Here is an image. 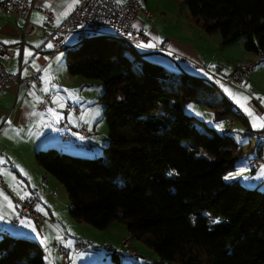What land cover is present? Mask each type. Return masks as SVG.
<instances>
[{
    "label": "trees",
    "instance_id": "1",
    "mask_svg": "<svg viewBox=\"0 0 264 264\" xmlns=\"http://www.w3.org/2000/svg\"><path fill=\"white\" fill-rule=\"evenodd\" d=\"M176 1L221 45L243 38L245 51L264 61V0ZM139 49L102 33L66 51L70 75L103 84L109 141L97 157L38 151L37 164L64 184L72 219L101 230L119 221L161 261L264 264V191L223 180L247 151L185 111L196 102L214 120L233 121L232 103L206 97L218 90L214 76L166 70ZM0 264H45L43 250L27 237H4Z\"/></svg>",
    "mask_w": 264,
    "mask_h": 264
},
{
    "label": "crops",
    "instance_id": "2",
    "mask_svg": "<svg viewBox=\"0 0 264 264\" xmlns=\"http://www.w3.org/2000/svg\"><path fill=\"white\" fill-rule=\"evenodd\" d=\"M116 1L124 3L126 0ZM142 3L151 12L150 18L139 13L135 21L136 27L147 30L149 39L144 45L167 40L168 47L163 52L155 51L154 47L140 49L153 53L150 57L157 58L156 61L160 64H167L175 71L185 69L211 75L215 69L225 70L228 74L236 60H252L255 61V66L244 82L259 73L264 76V65L257 66L258 61L263 64L264 61L259 60L257 54L244 51L243 55L234 57L224 53L218 56L222 48L220 37L206 36L188 17L184 19L179 13L182 3L176 0H142ZM76 6L77 0H34L35 8L30 20L34 24L45 25L47 20L43 11H50L53 13V24L60 25ZM22 25V20H17L12 13L0 10V44L8 50L7 72L14 76L5 83L0 94V174L5 185L0 188V215L4 216L0 220V239L27 237L35 240L43 250L45 264H93L91 262L97 260V257L74 254L75 240L79 239L76 236L82 233L77 228L76 221L70 217V200L64 184L46 172L35 159L38 151L47 149L80 157H97L104 152L107 139L101 138L103 145L97 147L96 142L101 144L100 139L93 137L88 130L90 115H86V110L83 109L85 97L79 94L84 80H76L67 70L66 51L76 47L84 38H80L76 32L69 33L59 47L53 38L39 30L27 37L22 44ZM103 33L113 34L107 30ZM56 47L57 54L51 58L50 54ZM62 50H65L63 57L58 54ZM163 57L166 59L161 60ZM223 58L230 63L229 66H226L228 63ZM31 69L40 72L38 84H26L22 81ZM101 85L102 92L103 84ZM46 96L49 99L43 105ZM257 96H252L246 103L260 116H264L261 104L264 100V86ZM75 99H80V103L76 104ZM68 103L78 107L79 111L67 112L65 108ZM233 104L238 106L237 103ZM238 108L242 114L239 106ZM243 121L251 128L250 121ZM62 122L68 125L67 129L60 126ZM82 128H86V134L82 132ZM65 135L70 137L66 138ZM89 143H92V147H88ZM252 151L255 152V147H252ZM263 155L262 147L258 148L256 157L247 156L246 153L235 167L236 172L243 168L245 174L228 180H237L246 186L258 185L264 191V176L258 175L264 163L259 166L254 163ZM17 196H37L39 203L36 210L43 216V221L38 223L27 215H20L16 209ZM122 227L124 230L120 227L119 231H115L114 224L108 228L115 235L110 236L114 238V242H109L114 248L111 253L116 254L120 263L147 264L141 260V248L136 243L139 240L130 236L124 225ZM128 236V245L134 250L133 254L122 243ZM91 243L94 244L93 241ZM60 248L66 251H61ZM111 262L115 261L112 259ZM157 264H162L160 259Z\"/></svg>",
    "mask_w": 264,
    "mask_h": 264
},
{
    "label": "built area",
    "instance_id": "3",
    "mask_svg": "<svg viewBox=\"0 0 264 264\" xmlns=\"http://www.w3.org/2000/svg\"><path fill=\"white\" fill-rule=\"evenodd\" d=\"M34 0H0V10L12 13L17 20H22L23 25L22 31V44L25 43L27 37L41 30L47 37L53 38L58 46H62L66 36L69 33L76 32L80 38H86L94 34H102L104 31H111L115 36L131 44L134 48H142L145 42L149 39L147 30L144 27H136L135 21L139 13L151 17V12L144 7L142 0H126L124 3H119L116 0H78L77 6L74 11L71 12L66 20L60 25L53 24V13L50 11H43L46 16L47 23L45 25L34 24L30 20L31 12L34 9ZM154 50L163 52L167 50L168 41L164 40L160 43L154 44ZM7 49L0 44V94L2 93L3 86L7 81L14 78L7 72V61L9 60ZM58 51L56 47L50 54L52 58ZM261 59V57H260ZM255 62L252 60H236L231 67L229 73L219 78L224 83L231 86H238L242 84L247 76L251 74ZM219 69L214 70V76L217 77L216 73ZM20 80L19 78H16ZM24 83H35L40 82V72L31 69L29 75L22 80ZM250 92V89H245ZM49 97H45L43 105L48 102ZM65 110L79 111L78 107L66 104ZM233 113H239V108L236 105L231 106ZM233 124V121H231ZM60 126L64 129L68 128L65 122L60 123ZM83 133H87L86 128H82ZM257 139L259 147L264 145V127H261L253 132ZM69 138V135H65ZM88 147H92V143L88 144ZM256 166L263 163V158H258L255 162ZM2 176L0 174V188H4ZM17 212L20 215H27L36 222L40 223L43 221V216L36 210L39 203L37 196H30L28 198L16 197ZM18 222V220L16 221ZM131 236V234H130ZM124 238L122 243L126 246L128 238ZM91 247V243L82 239L75 240L74 251L80 252L83 249ZM61 251H66L64 248H60ZM104 249L107 251H113V246L108 243L104 244ZM133 254L134 251L130 249Z\"/></svg>",
    "mask_w": 264,
    "mask_h": 264
},
{
    "label": "rangeland",
    "instance_id": "4",
    "mask_svg": "<svg viewBox=\"0 0 264 264\" xmlns=\"http://www.w3.org/2000/svg\"><path fill=\"white\" fill-rule=\"evenodd\" d=\"M179 13L184 19H186L188 17L189 20L193 23V21L191 19V15H190V10H189L188 6L185 5L184 3H183V7L179 11ZM198 28L201 29L200 27H198ZM201 30L205 34H207L206 36H209L211 38H214L216 36L219 37L218 33L209 34V33L205 32L203 29H201ZM241 42H243V43H241ZM240 44H244L243 38H239L238 40H235L233 43H230L227 45H221L222 48H220V50L218 52V56H220L222 53H224L225 55L232 56V57L243 55L245 49H242V48H244V46L242 45V47H241ZM245 52H247V51H245ZM56 54H54V56ZM58 54H61L62 57L65 56V50H62ZM130 56L135 59V56L132 52L130 53ZM156 57H158V56H156ZM160 57H161V55H160ZM139 59H140V57H139ZM154 59L156 60L157 58H154ZM163 59H166V58L165 57L161 58V60H163ZM218 59H222V58L218 57ZM223 60H225V58H223ZM226 62L228 63L226 66H229L230 63L228 61H226ZM253 62H255V61H253ZM257 63H258L257 66L258 65H264L260 61H258ZM254 66H255V64H254ZM164 68L166 70L171 69L169 66H167V64H165ZM171 70L175 71V69H171ZM212 74H214V71ZM216 75L218 77L216 79L217 85H218V90L209 91L208 93H206V97L211 98L212 100L218 101L222 98L221 96H224L227 98V100H228V102H230V104L233 102L237 103L238 106L240 107L241 111H242V114L241 113H235V114L233 113V116H232L233 117L232 118L233 124H231V118H223L220 120H214L213 119V112L211 111V109L206 107V106L200 105L196 102L188 103L185 107V111L188 114L196 117V123L195 124L198 127H200L201 129L207 130V127L209 126V127L214 128L219 133H228V134L232 135L234 137V139L242 145L243 149L245 151H247V156L252 155V157H256L257 156V150H258L259 146H257V139L254 136L253 132L256 131L257 129L261 128V127H254L253 126L254 123L258 124L259 121H256L253 117L249 116L248 113L244 110V108L241 107V105H246V107L251 109L252 112H254L257 116L261 115L256 110L250 108L247 105L246 100L247 101L250 100L252 98V96L256 97L258 95L260 89H262V87L264 86L263 73H259L254 78H251V80L248 81V82H250V84L248 82H243L242 84H240L238 86L228 85L219 79V78H222V77L227 75L225 70H222V71L219 70L216 73ZM73 77L76 80H84V85L81 86V90L79 91V94H83V96L85 97V102L82 103V105L84 107L83 109L86 110V115L87 114L90 115L89 121H91V123H90L88 130L91 132L93 137H98L100 139L101 144L96 142L97 147H100L101 145H103V140H101V138H103V137L107 139L106 144H105L107 146L108 141H109V130H108V126L106 123V119L104 117V110H105L106 105L103 102L99 101V97L104 90L103 89L102 92L100 90V88L102 86L101 85L102 82L98 79H89V78L82 77L80 75H73ZM245 89H250V92H247ZM257 97H259V96H257ZM244 98H247V99L245 100ZM74 101L77 104V103H80L81 100L75 99ZM237 101H239V103ZM261 104L263 105V111H264V100H262ZM244 119H246L247 121H250V125H251L250 127L251 128H249L244 123V121H243ZM221 124L223 125V127H219V125H221ZM94 126H96V127H94ZM249 129L252 131L251 133H248ZM252 147H255V152L252 151ZM261 147L264 150V145H262ZM259 158H263V160H264V155L262 157H259ZM241 169H243V168H241ZM241 169H239V171ZM234 172H236L235 169H233L229 173H234ZM229 173H227L223 176L224 181H226L225 176H228ZM244 174H245V172H243V175ZM242 185H243V182H242ZM76 224H77V228L82 233L81 235H78L76 237L79 239H82V240L84 239L85 241H88L90 243L93 241L94 244L91 243L90 248L83 249L80 252L74 251L75 252L74 254L77 256H80V255L84 256L85 255L87 257L88 256L97 257V260L91 262L93 264H114L115 262H111L113 259L112 255H111V251H107L104 249V244H105L104 241H106V243H108V244H109V242H114V240H112L114 238H110V236H115V235H113L112 232L108 229L111 225L114 224L115 231H119L120 227L123 229V227H122L123 225L119 221H115V222H113V224L109 225L108 228L101 230V229H98V228H96L90 224L83 223V222H76ZM100 234H102V235H100ZM105 237H108V238H105ZM136 243L141 248L140 251L143 255L142 257H145V258L141 257V260H144L147 264H157V261L159 259L158 255L152 249L144 246L142 242L136 241ZM126 246L129 247L128 241H127ZM130 249H132V248H130ZM161 262H162V264H176L174 262H172V263H168V262H164V261H161ZM122 263H120V264H122Z\"/></svg>",
    "mask_w": 264,
    "mask_h": 264
},
{
    "label": "snow or ice",
    "instance_id": "5",
    "mask_svg": "<svg viewBox=\"0 0 264 264\" xmlns=\"http://www.w3.org/2000/svg\"><path fill=\"white\" fill-rule=\"evenodd\" d=\"M78 2V0H77ZM5 43H7V41H5ZM139 46H142V47H154L155 45L149 43L147 45H139ZM49 47H51V45H49ZM30 55V53H29ZM45 91H47V89H45ZM245 100L247 98H244ZM239 103V101H237ZM241 107L244 108V110L248 113L249 116L253 117L256 121H259V123H254L253 126L254 127H264V116H257L254 112H252L251 109L247 108L246 105H241ZM219 127H223V125H219ZM245 170L244 169H241L240 171L236 172V173H229L228 176H225V179L228 180V179H234L236 178L237 176H242L243 175V172ZM171 174V173H170ZM259 176H264V166L261 167V171L260 173H258ZM245 179H247L248 177H244ZM4 219V216L0 215V220H3ZM23 223V221H22ZM215 223V221H214Z\"/></svg>",
    "mask_w": 264,
    "mask_h": 264
}]
</instances>
